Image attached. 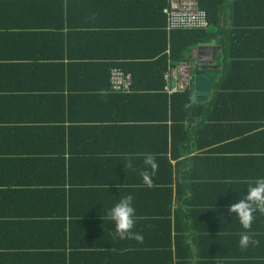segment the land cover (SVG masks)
<instances>
[{
    "label": "crops",
    "instance_id": "1",
    "mask_svg": "<svg viewBox=\"0 0 264 264\" xmlns=\"http://www.w3.org/2000/svg\"><path fill=\"white\" fill-rule=\"evenodd\" d=\"M200 1L202 35L168 31L166 0H0V264H264V215L242 250L228 211L264 177V0ZM181 63L214 77L206 102L159 91ZM126 195L143 243L107 219Z\"/></svg>",
    "mask_w": 264,
    "mask_h": 264
},
{
    "label": "clouds",
    "instance_id": "2",
    "mask_svg": "<svg viewBox=\"0 0 264 264\" xmlns=\"http://www.w3.org/2000/svg\"><path fill=\"white\" fill-rule=\"evenodd\" d=\"M143 163L144 170L140 171L142 180L148 185H152V177L158 169L156 155L145 153ZM133 167L131 156L127 157V163L124 168ZM149 169L151 171H149ZM229 215L235 214L242 227L246 230L239 233V247L247 250L249 246L258 247L260 241L255 239V233L250 231L255 219V213L264 215V177L257 178L251 182L247 188V194L229 205ZM107 219L115 225L114 237L120 239H132L138 243H143V236L138 232H133L135 227V208L133 207V197L126 195L107 211Z\"/></svg>",
    "mask_w": 264,
    "mask_h": 264
},
{
    "label": "built area",
    "instance_id": "3",
    "mask_svg": "<svg viewBox=\"0 0 264 264\" xmlns=\"http://www.w3.org/2000/svg\"><path fill=\"white\" fill-rule=\"evenodd\" d=\"M162 12L168 31L207 30L210 27L208 13L201 8L199 0H166ZM191 70L192 67L186 63L169 68L164 75V92L171 96L189 91L193 86ZM109 83L114 94H127L130 92L132 80L128 74L113 69Z\"/></svg>",
    "mask_w": 264,
    "mask_h": 264
},
{
    "label": "trees",
    "instance_id": "4",
    "mask_svg": "<svg viewBox=\"0 0 264 264\" xmlns=\"http://www.w3.org/2000/svg\"><path fill=\"white\" fill-rule=\"evenodd\" d=\"M200 6H201L202 9H204V10H206L208 12V16H209V20H210V25H211V21L214 20V13H213L212 9L209 7V5H207V4L205 5L203 3V1H200ZM205 31L206 30H204V31L192 30V31H176V32H180V33H183V34H195V35L196 34H200V35H202ZM110 67L111 66H109L108 68H110ZM135 86H136L135 85V80L133 79L132 80V88H131L132 91H136V87ZM163 87H164V83H163L162 78H161L160 85L158 87L159 91H162L163 92V90H164ZM189 96H190V91H187L184 94H178V95L171 96L170 97V105H173L175 102L177 104H179V106H181L180 104L184 105L186 102H188ZM127 98H129L128 95H114V99L124 100V99H127ZM160 98H161V100H162L163 103H165L166 100H167V97H166L165 94H163ZM61 231H62V234H64L65 229L64 228H61ZM69 247L72 248L71 242L69 244ZM57 258L59 259V263L60 264H66L65 254H59L57 256ZM68 264H70V258H69V263Z\"/></svg>",
    "mask_w": 264,
    "mask_h": 264
},
{
    "label": "water",
    "instance_id": "5",
    "mask_svg": "<svg viewBox=\"0 0 264 264\" xmlns=\"http://www.w3.org/2000/svg\"><path fill=\"white\" fill-rule=\"evenodd\" d=\"M212 45H213V42H212ZM211 52L213 54H216L215 49H212ZM200 67L198 68L199 70H201ZM191 72L193 74L195 72V68L192 69ZM213 82H214V77L199 76L195 72L193 76V86H192V92H194V94L191 96V104H195L196 102H199V103L206 102V99L209 98L211 94Z\"/></svg>",
    "mask_w": 264,
    "mask_h": 264
}]
</instances>
